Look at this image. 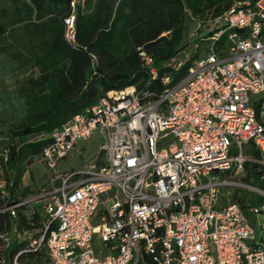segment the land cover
<instances>
[{
	"label": "built area",
	"instance_id": "2783aa9c",
	"mask_svg": "<svg viewBox=\"0 0 264 264\" xmlns=\"http://www.w3.org/2000/svg\"><path fill=\"white\" fill-rule=\"evenodd\" d=\"M70 6L64 38L74 47L86 0ZM202 23L192 36L211 45L180 80L159 78L154 58L139 50L144 86L110 91L35 134L31 141H48L40 161L51 171L38 192L21 196L27 187H15L10 166L16 141L0 136V216L11 225L0 241L5 250L23 246L0 264L43 250L50 264H264L249 222L264 217V0L235 1ZM95 134L101 164L58 172ZM247 166L259 170L257 183L244 181ZM236 191L258 196L243 208L232 201ZM24 212L39 216L30 229Z\"/></svg>",
	"mask_w": 264,
	"mask_h": 264
},
{
	"label": "trees",
	"instance_id": "16d2710c",
	"mask_svg": "<svg viewBox=\"0 0 264 264\" xmlns=\"http://www.w3.org/2000/svg\"><path fill=\"white\" fill-rule=\"evenodd\" d=\"M71 1L9 0L10 7L0 10V73L17 72L24 63L40 71L38 77H26L3 99L9 120L0 118L7 127L6 132L0 130V136L11 135L16 141L10 166L17 188L27 167L40 158L48 143L31 141L33 135L63 126L110 91L138 83L144 86L148 76L139 50L154 58L159 78L173 74L180 80L199 54L185 60L178 71L165 64L187 47L180 44L189 20L205 22L239 0H86L85 10L76 13L74 47L64 38L63 21L71 13ZM92 55L97 58L95 69ZM148 88L155 89V82ZM258 172L257 167L247 166L244 181L257 183ZM30 193L34 191L29 187L21 190L23 197ZM232 201L246 207L242 191H236ZM38 219L28 212L21 215L25 229L31 228L28 221L37 224ZM10 226L7 216H0V233ZM22 247L5 250L0 241V261L7 254L12 258ZM43 259L50 264L45 251L28 253L20 264H39Z\"/></svg>",
	"mask_w": 264,
	"mask_h": 264
},
{
	"label": "rangeland",
	"instance_id": "374dc122",
	"mask_svg": "<svg viewBox=\"0 0 264 264\" xmlns=\"http://www.w3.org/2000/svg\"><path fill=\"white\" fill-rule=\"evenodd\" d=\"M9 7V0H0V10ZM186 28V33L180 44V47H187L178 54L177 58L172 59L170 62L166 63L165 66L177 67L178 61L188 60L195 53H198L199 55L206 54L207 49L211 45L206 41L201 43L200 40L197 41L192 36L196 30H198L199 33L204 32L202 22L189 20ZM30 75L38 77L40 75V71L37 67L27 65L25 63L23 66L19 67L17 72L0 73V118L9 120L3 106V99L5 98L6 93L15 91L16 88L19 87L20 83ZM0 130L3 132L7 131V127L3 126L1 122ZM33 138H35V135L31 137V139ZM102 144L103 140L99 134H95L86 142H79L75 150L72 152L71 157L67 161H62L59 163L57 168L58 172L63 173L72 170L88 169L89 166L96 162L97 159L99 162L102 161ZM50 176L51 171L48 169L47 165L44 162H41L40 158H35L32 165L27 167V173L22 182V187H29L32 189V191H34V193H36L46 184ZM243 196L245 198L254 200L258 195L252 192H243ZM249 222L255 230V236L252 241H254L256 245H262L264 247V217L255 218L254 216H251L249 218ZM14 237L15 236L13 235L12 239H15ZM39 264L48 263L45 261V259H43V261Z\"/></svg>",
	"mask_w": 264,
	"mask_h": 264
},
{
	"label": "crops",
	"instance_id": "0c3cea01",
	"mask_svg": "<svg viewBox=\"0 0 264 264\" xmlns=\"http://www.w3.org/2000/svg\"><path fill=\"white\" fill-rule=\"evenodd\" d=\"M25 176H26V174H25ZM25 176L23 177V180H24ZM261 229H262V228H261ZM252 243H254V241H252Z\"/></svg>",
	"mask_w": 264,
	"mask_h": 264
}]
</instances>
